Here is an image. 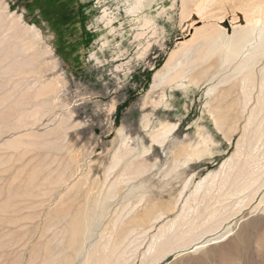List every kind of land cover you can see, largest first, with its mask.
Here are the masks:
<instances>
[{"label": "rangeland", "instance_id": "rangeland-1", "mask_svg": "<svg viewBox=\"0 0 264 264\" xmlns=\"http://www.w3.org/2000/svg\"><path fill=\"white\" fill-rule=\"evenodd\" d=\"M0 264H264V0H0Z\"/></svg>", "mask_w": 264, "mask_h": 264}, {"label": "bare ground", "instance_id": "bare-ground-1", "mask_svg": "<svg viewBox=\"0 0 264 264\" xmlns=\"http://www.w3.org/2000/svg\"><path fill=\"white\" fill-rule=\"evenodd\" d=\"M259 34L256 35L257 38L261 36V33H259ZM159 80H160V75L157 74V73L154 74L153 79H152L151 88H154V87L158 86L159 85Z\"/></svg>", "mask_w": 264, "mask_h": 264}]
</instances>
